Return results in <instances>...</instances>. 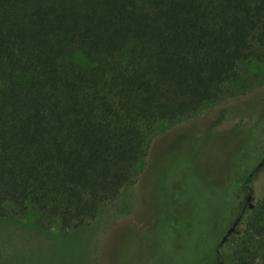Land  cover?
Masks as SVG:
<instances>
[{
  "label": "trees",
  "instance_id": "obj_1",
  "mask_svg": "<svg viewBox=\"0 0 264 264\" xmlns=\"http://www.w3.org/2000/svg\"><path fill=\"white\" fill-rule=\"evenodd\" d=\"M264 65V0H0V219L60 232L115 201L159 121ZM228 235L264 264V197Z\"/></svg>",
  "mask_w": 264,
  "mask_h": 264
},
{
  "label": "rangeland",
  "instance_id": "obj_2",
  "mask_svg": "<svg viewBox=\"0 0 264 264\" xmlns=\"http://www.w3.org/2000/svg\"><path fill=\"white\" fill-rule=\"evenodd\" d=\"M237 71L222 101L151 127L133 182L92 221L0 219V264H233L226 233L264 197V65Z\"/></svg>",
  "mask_w": 264,
  "mask_h": 264
},
{
  "label": "water",
  "instance_id": "obj_3",
  "mask_svg": "<svg viewBox=\"0 0 264 264\" xmlns=\"http://www.w3.org/2000/svg\"><path fill=\"white\" fill-rule=\"evenodd\" d=\"M232 231H233V228H230V229L227 231L226 236L230 235V234L232 233Z\"/></svg>",
  "mask_w": 264,
  "mask_h": 264
}]
</instances>
